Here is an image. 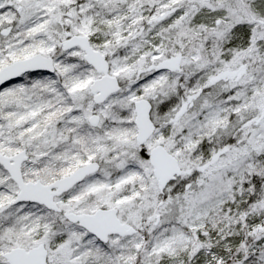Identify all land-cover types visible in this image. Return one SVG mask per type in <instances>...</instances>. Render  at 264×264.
<instances>
[{
  "label": "snow or ice",
  "instance_id": "6c2138e0",
  "mask_svg": "<svg viewBox=\"0 0 264 264\" xmlns=\"http://www.w3.org/2000/svg\"><path fill=\"white\" fill-rule=\"evenodd\" d=\"M0 264H264V0H0Z\"/></svg>",
  "mask_w": 264,
  "mask_h": 264
}]
</instances>
